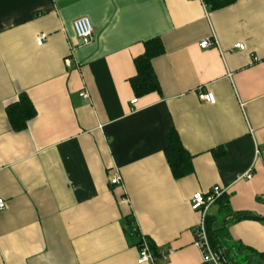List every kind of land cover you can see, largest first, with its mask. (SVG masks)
Listing matches in <instances>:
<instances>
[{"label": "crops", "instance_id": "crops-1", "mask_svg": "<svg viewBox=\"0 0 264 264\" xmlns=\"http://www.w3.org/2000/svg\"><path fill=\"white\" fill-rule=\"evenodd\" d=\"M83 16L93 26L88 42L72 26ZM213 37L215 46H199ZM152 38L163 45L152 59L160 91L137 96L133 59ZM199 89L215 102L200 100ZM22 94L35 114L15 131L6 107ZM173 131L191 155L181 177L165 151ZM257 147H264V0L214 9L203 0H0V264H138L142 236L154 253L173 249L154 264H202L191 196L215 185L224 196L208 216L215 229L225 223L222 251L236 264H246L239 248L258 259ZM115 171L122 185L109 183ZM238 211L258 217L229 216Z\"/></svg>", "mask_w": 264, "mask_h": 264}, {"label": "trees", "instance_id": "trees-1", "mask_svg": "<svg viewBox=\"0 0 264 264\" xmlns=\"http://www.w3.org/2000/svg\"><path fill=\"white\" fill-rule=\"evenodd\" d=\"M235 0H203L211 9L221 8L230 5ZM144 52L133 59L136 69V74L130 78V84L133 92L137 96H142L149 92L160 91V84L158 78L152 67V59L163 52V45L159 38H152L144 42ZM6 113L12 130L18 131L26 127L27 121L35 114V109L25 94L20 95L18 101L9 104L6 107ZM166 156L168 165L175 177H181L187 174L191 168V155L183 147L178 135L173 131L168 138V145L166 147ZM222 195L218 201L222 202ZM235 220H241L246 217H258L254 213L238 211L229 214ZM132 220L129 221L130 228H132ZM225 222V221H224ZM213 220L207 217V231L213 246L222 254V259L225 264H236L232 257L228 258L226 255L229 249L222 251V240L220 239V231L224 229L225 223L220 228H214ZM152 249V248H151ZM240 253H244V261L246 264H254L256 261H261L264 264V255L260 254L257 259V253L252 252L247 248H239ZM259 256V255H258ZM257 264V262H256Z\"/></svg>", "mask_w": 264, "mask_h": 264}, {"label": "built area", "instance_id": "built-area-1", "mask_svg": "<svg viewBox=\"0 0 264 264\" xmlns=\"http://www.w3.org/2000/svg\"><path fill=\"white\" fill-rule=\"evenodd\" d=\"M72 26L76 36L80 38L82 42H88L92 38L93 26L87 16L76 18L73 21ZM45 38L46 34L40 33L36 38V43L40 45ZM216 44L217 41L214 37L213 39L207 38L199 42V46L202 48L215 46ZM234 47L243 49L244 44L235 43ZM79 95L84 99H87L89 97V94L86 90L81 91ZM198 98L210 104L215 102V96L209 90L199 89ZM135 102L136 98L130 100L131 104H134ZM255 152L256 155L260 153L264 154V147H257ZM249 176L250 171L240 175V178H248ZM109 183L111 185H122L121 175L118 173V171L113 172V174L109 178ZM223 194L224 188L215 185L207 192L196 191L191 196L190 207L192 210L199 213V221L194 225L192 229L193 243L200 251L202 264H225L222 259L221 252L213 246L207 231V217L209 210L211 206L214 205ZM5 206V201L0 198V210L5 208ZM132 228L136 230V225L133 224ZM172 252L173 249L170 247H160L154 253L149 246L147 239L142 236L138 243V255L136 261L138 264H154L155 256H159L163 260H167Z\"/></svg>", "mask_w": 264, "mask_h": 264}, {"label": "water", "instance_id": "water-1", "mask_svg": "<svg viewBox=\"0 0 264 264\" xmlns=\"http://www.w3.org/2000/svg\"><path fill=\"white\" fill-rule=\"evenodd\" d=\"M219 249V248H218Z\"/></svg>", "mask_w": 264, "mask_h": 264}]
</instances>
